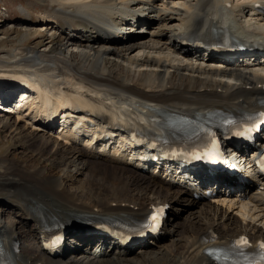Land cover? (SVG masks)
Returning <instances> with one entry per match:
<instances>
[{
	"label": "bare ground",
	"instance_id": "6f19581e",
	"mask_svg": "<svg viewBox=\"0 0 264 264\" xmlns=\"http://www.w3.org/2000/svg\"><path fill=\"white\" fill-rule=\"evenodd\" d=\"M250 1L37 0L40 6L21 7L22 17L15 25L20 28L18 37L2 46L0 53V107L17 116L13 120L7 114L12 117L0 120V128L13 134L23 121L30 131L19 148L46 159L48 168L36 160H11L12 152L0 155V167L4 166L0 168V241L11 252L12 264H219L207 256L210 246H228L240 236L253 244L264 243V178L255 165L264 132L256 139L258 147L245 142L223 150L247 184L226 174L180 171L176 165L170 167L172 176L167 180L130 165L124 155L109 150L113 145L106 149L110 140L104 139L105 134L94 135L93 144L91 133L68 130L76 120L57 121V125L53 117H40L37 111L33 116L30 101L37 88L17 79L35 75L36 84L52 96L60 95L57 99L69 108L64 112L70 118L101 121L107 115L114 122L105 124L115 133L120 122L140 132L146 128L139 122L151 128L155 122L151 118L202 121L264 110L259 104L264 99V75L258 72L264 60L226 63L195 46V41L219 31L223 14L230 12L243 33L242 19L253 15L249 26L254 35L264 38V2L258 11ZM145 9L152 10L150 18L144 16ZM32 13L37 18L30 20ZM125 29L149 33L127 35ZM243 48L264 50L254 45ZM15 95L20 98L13 110ZM58 128L63 129L57 133ZM78 142L84 143L82 150L75 149ZM59 167L66 172L57 175ZM85 173L82 183L77 176ZM67 182L71 191L65 189ZM191 182L203 191L216 187L218 194L205 202L198 190L193 194ZM242 195L249 200L239 204ZM14 204L20 207V220L5 222V207ZM164 205L172 210L162 222L163 236L176 231L172 219L183 206L195 207L200 217L213 223L221 219L225 225L191 224L182 231L183 243L170 250L172 255L156 246L162 236L141 246L143 242L126 246L102 236L110 221H140ZM60 224L67 237L59 253L49 254L41 230ZM16 244L18 251H12ZM137 245L140 249L134 254L142 260L130 257ZM177 249L179 254H173Z\"/></svg>",
	"mask_w": 264,
	"mask_h": 264
},
{
	"label": "rangeland",
	"instance_id": "374dc122",
	"mask_svg": "<svg viewBox=\"0 0 264 264\" xmlns=\"http://www.w3.org/2000/svg\"><path fill=\"white\" fill-rule=\"evenodd\" d=\"M235 1H237V0H235ZM240 1H242V0H240ZM40 5L41 4H39L37 2V0L35 2H33L31 0H0V53L2 52V48H3L2 46L10 45V42L11 41H15L17 39V37H18L17 36V31L20 28H19V26L16 27L15 25H16V23H18V19L17 18H21L22 17V13L20 12L21 11V7H24L25 9H27L28 7H31V6H36L37 7V6H40ZM151 11L152 10H150V9H145L144 10V12H145L144 16H147L148 18H150L149 16H151V14H152ZM27 18L32 20V18L36 19L37 16L32 13ZM44 24H42V25H44ZM123 31H124L123 33H125L127 35H130V34H136L137 35L138 34L137 36H139V34L142 35V36H146L149 33L147 29L142 31V33L140 31L131 32V31H129V29H125ZM2 66L4 67V65H2ZM145 89L146 88H143L142 91H145ZM11 91H12V89H11ZM23 113H25V112H23ZM0 114H1L0 120H4L5 116L6 117L14 116L13 117V120H14L15 116H17V114L15 112H9L7 110H2V109H0ZM7 114H10L12 116H9ZM0 127H1V125H0ZM17 127H18L17 132L13 133V134H10V133H8V132H6V131H4L3 129L0 128V130H1L0 131V155H5L7 152H12V154H11L12 156H10L11 160L13 158H15L18 162H20L22 159L26 160V161L36 160V162L39 164V166H42L45 169H47L48 168V163L46 162V159H44V158L37 159L35 157L34 153H30L29 154L28 152H23L22 148H19V144H22L24 142L23 138L25 136V133L27 131H30V130H27V128L25 127V123L23 121L17 123ZM56 131L58 132V130H56ZM39 134H41V132ZM14 143L18 144V145H16V147H13ZM83 145H84V143L78 142L75 145V149L76 150H79V149L82 150V146ZM73 147H74V145H71V147H70L71 150L72 149L74 150ZM13 154H15V156ZM16 164L18 165V168L20 166L23 167V165L21 163H16ZM2 167L4 168V166H2ZM2 167H0V168L2 169ZM66 170L67 169L64 168V167H59L57 169V171H56V174L57 175H60V174L62 175L63 173L66 172ZM221 176L223 177L225 175L222 174ZM237 176L240 177V174H237ZM86 177H87V174L85 173V174L77 176V179H79L83 183V181H85ZM231 177L235 178L239 182L244 181L243 180L244 178L240 179V178L236 177V175H232ZM40 179L45 180L44 176H42ZM69 184L70 183L67 182V186L65 187V189L71 191L73 189V186L72 185L69 186ZM99 191L101 192L102 188H100ZM0 195H1V192H0ZM149 196L152 197V195H149ZM204 201L205 202H209L206 199ZM167 207H168L167 208V215L169 216L171 214V210L172 209H170L169 206H167ZM19 216H20V207L19 206H16L14 204L12 206L5 207V213L3 214V220L5 222H8L10 219L13 220L10 223H13L15 221H19L20 220ZM172 223H176L175 224L176 225V231L171 232V233H167L165 236H163L164 235V231L161 232L160 235H159V237L162 236L161 240L156 245V246L159 245L158 249H160L162 251H165V252H167L170 255H172L170 250L173 247H175V246L179 247L183 243L184 235L182 234V231H183L184 228L189 227L191 224L204 223V224L208 225L210 223H213V221H210L209 218L200 217L196 213L195 207L183 206V207H181V209H179L177 211L176 215L173 217ZM224 223L225 222L220 219V220L215 221L213 223V225L214 226L218 225L217 227L219 228V226L225 225ZM258 224L259 223H255V226H262V225H260V224L258 225ZM236 225L240 226V224L238 225V223ZM150 240H152V239L151 238H147L146 240L142 241L143 243L141 242L142 244H140V246L141 245H147L145 242H149ZM169 244L172 245V246H169ZM137 246H139V245H137ZM140 246L134 248L133 249L134 252L130 256L134 260H142V259H139L140 256H137V255L134 254L135 252H137L140 249ZM169 247H170V249H169ZM149 248H150V244H149ZM154 250H156V249H154ZM179 250L180 249L174 250L175 252L173 251V254L178 255L179 252H180Z\"/></svg>",
	"mask_w": 264,
	"mask_h": 264
},
{
	"label": "snow or ice",
	"instance_id": "6c2138e0",
	"mask_svg": "<svg viewBox=\"0 0 264 264\" xmlns=\"http://www.w3.org/2000/svg\"><path fill=\"white\" fill-rule=\"evenodd\" d=\"M162 211V209L160 210ZM156 217H153V219H155ZM238 245H245L247 243V241L244 238H241V240L236 242ZM260 248L264 249V243L260 244Z\"/></svg>",
	"mask_w": 264,
	"mask_h": 264
}]
</instances>
